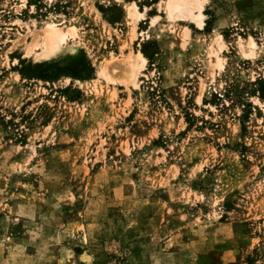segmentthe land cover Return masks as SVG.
<instances>
[{
  "label": "rangeland",
  "instance_id": "obj_1",
  "mask_svg": "<svg viewBox=\"0 0 264 264\" xmlns=\"http://www.w3.org/2000/svg\"><path fill=\"white\" fill-rule=\"evenodd\" d=\"M158 1L0 0V264H264V0Z\"/></svg>",
  "mask_w": 264,
  "mask_h": 264
},
{
  "label": "bare ground",
  "instance_id": "obj_2",
  "mask_svg": "<svg viewBox=\"0 0 264 264\" xmlns=\"http://www.w3.org/2000/svg\"><path fill=\"white\" fill-rule=\"evenodd\" d=\"M162 1V7L166 16L171 19H190L199 28L204 24L203 6L206 0H159ZM158 1V3H159ZM126 15L130 21H136L140 17L145 15L144 11H139L134 2H130L126 8ZM155 18V17H154ZM152 18V19H154ZM153 21V20H152ZM31 42L26 46L28 51H31L34 47L38 48L35 52V59L46 60L54 58L59 54L70 50L72 46L68 43L70 38L75 37L76 29L74 26H63L54 21L44 22L40 31L33 34ZM220 38V36H219ZM254 44L253 40H250V45ZM252 53V49L244 52L249 55ZM252 55V54H251ZM218 68L223 67V62L220 56L217 57ZM146 58L144 55L137 51L127 57L126 61V74L122 82L131 81L135 83L137 74L145 68ZM115 69L111 66V62H108L105 66L98 69V74L107 82L116 81ZM124 74V73H123ZM121 74V75H123ZM130 82V83H131Z\"/></svg>",
  "mask_w": 264,
  "mask_h": 264
}]
</instances>
